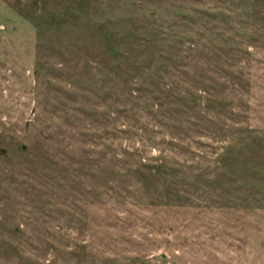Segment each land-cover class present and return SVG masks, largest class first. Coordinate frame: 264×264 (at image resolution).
Returning a JSON list of instances; mask_svg holds the SVG:
<instances>
[{"label":"rangeland","instance_id":"1","mask_svg":"<svg viewBox=\"0 0 264 264\" xmlns=\"http://www.w3.org/2000/svg\"><path fill=\"white\" fill-rule=\"evenodd\" d=\"M0 264H264V0H0Z\"/></svg>","mask_w":264,"mask_h":264}]
</instances>
